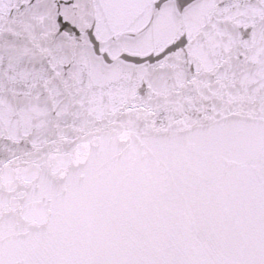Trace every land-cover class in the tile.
<instances>
[{"label": "snow or ice", "instance_id": "1", "mask_svg": "<svg viewBox=\"0 0 264 264\" xmlns=\"http://www.w3.org/2000/svg\"><path fill=\"white\" fill-rule=\"evenodd\" d=\"M0 264H264V0H0Z\"/></svg>", "mask_w": 264, "mask_h": 264}]
</instances>
